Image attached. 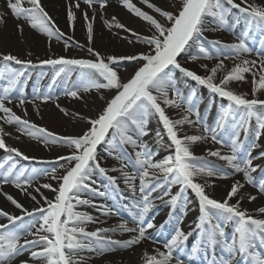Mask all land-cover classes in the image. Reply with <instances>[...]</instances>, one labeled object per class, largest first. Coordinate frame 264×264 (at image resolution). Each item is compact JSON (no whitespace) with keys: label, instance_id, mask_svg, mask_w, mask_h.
Listing matches in <instances>:
<instances>
[{"label":"rangeland","instance_id":"374dc122","mask_svg":"<svg viewBox=\"0 0 264 264\" xmlns=\"http://www.w3.org/2000/svg\"><path fill=\"white\" fill-rule=\"evenodd\" d=\"M30 1L17 2L22 5L23 15L16 17L6 12L2 4L0 13L7 14L13 24L27 22V27L21 26L39 34L41 40L32 45L13 38L15 31L8 29L10 24L4 25V20H10L0 18L3 28L0 61L3 60L7 68L20 72H36L28 70H33L35 64L47 66L49 72H62L60 77L53 74L52 81L64 84V91H58L59 95L52 99L34 100L29 105V101H19V106H15V101L0 103V148L5 153L3 160L12 163L4 174L16 175L12 171V167L18 165L13 162L14 158L34 162L29 180L21 173L17 178L14 176L12 184L17 188L11 192V198L26 208L20 215L0 217V244H4L1 254L13 255L30 246L33 255L23 258V264H65L60 251L62 246H68L70 249L66 252H73V238L58 241L51 239L52 234L48 231H56L58 227L60 230H96L102 226L105 223L102 219L97 224L92 222L93 216H97L94 212L100 211L95 208L98 206L95 198L105 195L100 182L108 176L125 183L126 189L145 190L148 208L154 202L175 196L181 189L183 196H187L189 213L197 212L195 201L201 196L215 211L226 206L247 218L264 216V203L261 202L264 195L251 184L258 169L250 174L245 171L244 163H228L226 167L232 170L228 175L215 171L213 164L225 166L227 163L215 152L205 127L199 122L201 109L191 110L186 106L194 103L187 95L198 91L196 88L202 84L213 87L226 100H232L237 107L228 106L226 100L215 103L209 99L203 103L209 104L214 113L225 111L218 121L228 113L236 117V127L241 125L237 135L240 133L250 139L249 168L260 162L258 153H264V62L253 61L244 54L238 39L240 34L221 35L222 30L214 24L226 26L228 23L227 16L221 13L226 2L243 5L257 13L259 17L252 15L249 20L258 24V18L264 17V0H126L123 5L110 0L96 7H78L65 0H55L51 12L47 10L49 7L45 11L52 20L64 18L73 27V33L69 34L55 31L49 21L40 18L39 12L29 7ZM192 17L201 21L196 24L193 42L184 49L187 43H183L184 34ZM118 45L128 52L117 55L113 49ZM11 64L18 67L13 69ZM176 67V71L182 70L196 79H179L178 73L171 71ZM80 69L94 70L88 73L90 82L80 77ZM160 72L166 73L165 78L156 80ZM125 73L134 79L131 86H126ZM46 77L43 76L42 82ZM203 93L200 94L207 95ZM60 98L73 103L81 111L80 115L52 102ZM96 98L104 99L105 104L95 107L93 99ZM135 101L142 104L148 101L151 107L156 104L161 108L162 114H158L161 130L147 129L146 115L150 122H156V118L142 105H137L135 110L139 111L142 120L133 118L132 125L127 122L129 114L135 112ZM143 107L146 112H142ZM115 108L118 113H114ZM244 111L251 116L245 126L246 132L242 122H238ZM127 123L133 127L127 129ZM114 127L118 128L117 136ZM102 135L105 142L98 146ZM97 146L104 152L98 150L99 155L86 160ZM137 165V173H131ZM238 179L242 183L239 189L237 187L240 195L236 199L228 190ZM187 180L196 188L193 189ZM219 183L226 189H216ZM248 192L256 198L252 200ZM255 201L263 204L262 210L247 208ZM2 207L0 203V216L9 214ZM75 213L83 214V218L73 216ZM80 218L83 221L79 222L84 225L76 226L74 222ZM110 218L118 220L115 216ZM13 222H17L25 235L4 230ZM119 226L109 230L110 234L93 237L106 240L111 234L131 237L140 232L134 229L132 234ZM86 236L89 235L78 234L76 238L83 241ZM13 239L15 243L10 242ZM23 239L27 242L20 243ZM12 257L21 259V255Z\"/></svg>","mask_w":264,"mask_h":264},{"label":"bare ground","instance_id":"6f19581e","mask_svg":"<svg viewBox=\"0 0 264 264\" xmlns=\"http://www.w3.org/2000/svg\"><path fill=\"white\" fill-rule=\"evenodd\" d=\"M125 1L126 0H118L117 2L123 5ZM53 2H55V0H32L30 1L31 5H29V7H31L32 10L39 12L40 18L49 21L50 25L53 27L55 31H59L64 34L73 33V27L70 26L65 21L64 18L62 19L61 17L60 18L57 17L55 20H52V18L49 16L47 11H45V9L49 7L47 10L51 12V10L53 9V5H55V3L53 4ZM121 4H119V6ZM209 5L210 4H208V6ZM7 6L9 7V9L10 7H12L9 5V3L5 2L4 7L7 8ZM0 18L8 19V16L6 17L4 13H0ZM1 24H0V35L2 34L1 30L3 29ZM9 24L10 26L8 29L9 30L13 29L15 31V36H13V38L16 37L17 39L24 41L26 43H32V45L33 43L34 44L38 43L41 40L40 35L37 34L36 32L35 33L29 32L28 29H25V27H21L19 25L13 24L11 23V21L9 22L8 20H4V25H9ZM196 27H197L196 20L191 18L187 23L184 34L183 43L185 41L187 42L184 49H187L189 44L193 42L194 36L192 35L194 34ZM220 28L226 29L223 27ZM16 32L18 33L16 34ZM113 51L117 55H121L126 51L128 52V49H126L121 45H118V46H114ZM131 79H132L131 74L129 73L124 74V80L126 83H129L128 81H130ZM103 100L104 99L99 100L98 98L93 99V101L95 102V107L98 108L101 107L100 106L101 104H105V101ZM57 104H61L60 108L70 111L77 116L80 115L81 111L77 109L73 103H69L65 101V99H61L59 103L57 102ZM241 183L242 182L238 179L233 182L231 187L229 186L230 187L229 190L227 189L230 195L231 194L235 195L236 199L237 196L240 195V191L237 190V187L239 189L241 187ZM217 186L218 187H216V189H219L221 191L222 189H226L225 187H223V185H221V183L217 184ZM16 188L17 187L13 185L5 175L3 176L0 174V203L3 204L2 208H5V210L3 211L9 213V214H5L6 216L2 215V217H7L10 215L13 216L20 215L23 212V210H25L26 208V206L25 208L22 206L21 202L16 203L17 201H14L11 198L10 194L12 191H16L15 190ZM247 194L252 198V200L256 198L255 195L251 192H248ZM252 200L247 199V201H249L250 203L253 202ZM262 206L263 204L260 201H255V203L250 204L247 208L252 211H255V210H259V208L260 210H262L263 209ZM96 213L97 211L94 212V215H97ZM73 216L75 217L80 216L81 218H83V214L79 215L78 213H75V215ZM81 218L79 220L77 219L78 222L77 221L74 222L76 226L84 225L83 222H79V221H83V219L81 220ZM100 221L101 219L99 218V216H93L92 224L100 223ZM102 221H104L105 223L102 226L98 227L96 230H91V228L60 230V227H58L56 231L53 230L48 231L52 234L51 239L55 238L58 241H61V239L65 237L67 239L73 238L74 242L73 245L71 246L73 252H66L67 249H70L68 246H62V251H60V255L63 256L65 264H153L155 258L157 259L161 256L160 251L157 248L146 246V244L143 243L139 244V242L138 244L140 246L134 245V243L137 242V238L133 239L134 236L127 237L121 234L120 235L111 234L110 237L105 238L108 242H104V239L96 238V240H99L102 243L101 246L99 247L98 245H96L95 238L93 236H97V235L104 236L106 234H109L108 231L111 229L114 230L117 229L115 226L118 225L114 220L102 219ZM258 221L264 223V216L258 219ZM1 227L2 224H0V228ZM58 232H60V234ZM94 232H97L98 234ZM84 233L89 235L87 239L80 241L76 238L78 234L83 235ZM112 241H119V243L117 244ZM29 248L30 247H28V249L25 250L26 252L21 255L20 260L12 261L11 264H23L24 263L22 261L23 258H27L28 256L33 255V253L29 250Z\"/></svg>","mask_w":264,"mask_h":264}]
</instances>
